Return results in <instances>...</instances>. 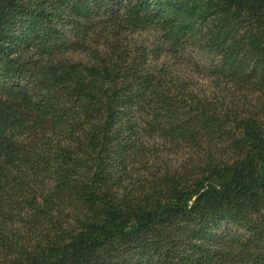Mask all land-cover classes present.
Masks as SVG:
<instances>
[{
	"label": "trees",
	"instance_id": "obj_1",
	"mask_svg": "<svg viewBox=\"0 0 264 264\" xmlns=\"http://www.w3.org/2000/svg\"><path fill=\"white\" fill-rule=\"evenodd\" d=\"M0 264H264V0H0Z\"/></svg>",
	"mask_w": 264,
	"mask_h": 264
}]
</instances>
